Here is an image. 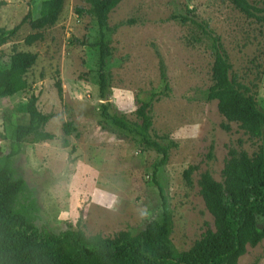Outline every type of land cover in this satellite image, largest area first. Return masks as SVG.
Wrapping results in <instances>:
<instances>
[{"label":"rangeland","instance_id":"rangeland-1","mask_svg":"<svg viewBox=\"0 0 264 264\" xmlns=\"http://www.w3.org/2000/svg\"><path fill=\"white\" fill-rule=\"evenodd\" d=\"M0 28L11 29L31 12L39 16L44 0H0ZM256 4L258 0H248ZM85 0H64L56 24L43 31V39L28 46L27 25L0 47L37 55L26 74L28 88L0 98V157L9 155L15 129L28 123L29 97H38L37 108L52 115L45 130L53 140L25 142L12 157L16 178L26 181L24 201L34 203L33 224L58 234L68 223L83 219L87 236L113 237L120 231L136 235L148 221L163 224L162 201L171 216L170 239L175 248L187 251L209 228L212 215L200 195L199 179L208 172L221 182V172L233 149L250 157L264 146L250 138L237 123H227L217 110V101H206L211 86L213 54L197 24L206 25L220 37L232 71L249 86L264 109V24L246 17L228 0H122L109 14L113 28L106 66L109 95L99 97L96 84L98 49L88 46L98 31ZM180 17L187 20L183 22ZM77 41L87 45H80ZM170 88L169 96L153 103L152 129L177 144L165 166L153 172L160 156L119 133L103 129L97 117L100 103L110 102L130 122L147 93L162 91L159 60ZM59 76L62 98L55 86ZM71 122L74 132L65 137L62 125ZM229 125L225 131L222 125ZM69 146L62 145L63 140ZM71 147L75 151L70 154ZM189 166L191 185L183 178ZM161 192H160V189ZM237 264H264V240L247 246Z\"/></svg>","mask_w":264,"mask_h":264},{"label":"trees","instance_id":"trees-1","mask_svg":"<svg viewBox=\"0 0 264 264\" xmlns=\"http://www.w3.org/2000/svg\"><path fill=\"white\" fill-rule=\"evenodd\" d=\"M121 1L85 0L89 9H76L78 15H91L97 27V40L88 46L98 49L96 84L103 100L109 95L106 66L112 54L109 41L113 28L108 25V16ZM228 1L246 17L264 24V0H258L256 4L248 0ZM63 4L64 0H44L37 18L28 12L13 28H0V47L15 37L24 25L31 30L24 38L26 45L41 41L43 31L58 21ZM4 5L5 2L0 1V8ZM180 18L183 22L187 20ZM197 26L209 41L213 54L212 84L203 93L205 100L217 101V110L227 123H237L250 138L261 140L264 137V109L260 110L249 86L240 83L233 73L220 37L206 25ZM36 59V54L17 51L15 47L8 55L0 54V98L27 90L25 76ZM159 74L162 91H152L144 100H139L135 111L137 122H130L110 102L100 103L97 111L103 129L115 131L160 156L153 172L167 164L170 150L177 147L172 141L162 144L167 136H157L152 129L153 103L170 93L161 59ZM55 86L59 98H62L58 75ZM37 101L34 94L29 97L26 105L28 123L16 127L10 154L0 157V264H237L247 246L254 247L264 240L262 145L259 152L251 157L245 151L231 149L221 172V182L215 181L208 172L201 174L198 183L200 195L213 217L214 228L207 229L187 251H178L170 239L171 216L166 200L162 201L161 207L163 224L150 220L136 235L120 231L113 237L87 236L82 218L75 224L68 223L66 229L58 234L37 228L32 222L36 211L34 203H24L28 185L24 179L16 178L12 170V157L20 152L23 143L35 144L54 139L45 130L52 115L41 113ZM222 128L230 130L227 124ZM62 132L65 137L70 136L74 132L73 124L64 123ZM62 145L68 147V141L64 139ZM74 151L75 147H71L70 154ZM195 169L189 166L183 171L188 186Z\"/></svg>","mask_w":264,"mask_h":264}]
</instances>
